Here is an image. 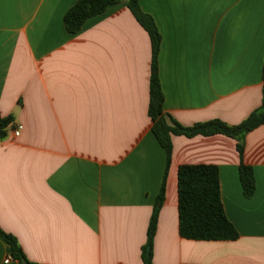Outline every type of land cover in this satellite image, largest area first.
Listing matches in <instances>:
<instances>
[{
	"label": "crops",
	"instance_id": "obj_1",
	"mask_svg": "<svg viewBox=\"0 0 264 264\" xmlns=\"http://www.w3.org/2000/svg\"><path fill=\"white\" fill-rule=\"evenodd\" d=\"M78 0H0V228L32 264H144L166 170L149 117L152 47L127 1L76 35ZM161 33L170 124L239 125L263 103L264 0H139ZM153 264H264V125L245 137L256 192L243 194L236 140L174 136ZM215 165L235 241L181 237L178 171ZM10 259L7 263L6 260ZM0 264H19L0 237Z\"/></svg>",
	"mask_w": 264,
	"mask_h": 264
},
{
	"label": "trees",
	"instance_id": "obj_2",
	"mask_svg": "<svg viewBox=\"0 0 264 264\" xmlns=\"http://www.w3.org/2000/svg\"><path fill=\"white\" fill-rule=\"evenodd\" d=\"M132 15L148 33L152 47V65L150 78V102L148 114L153 123L152 132L166 152L167 164L163 177L158 202L148 228V242L143 249L144 264H153L152 245L157 232L162 203L165 198L166 181L171 165L174 136L193 138L196 136L212 137L223 135L236 140L241 163L239 166L240 182L246 198H252L256 192L254 169L243 161L245 137L264 125V88L262 107L253 112L239 125H229L220 120L198 123L185 127L172 121L170 124L164 113L165 97L159 74V55L162 36L154 18L143 11L139 0H126ZM122 0H78L64 17L68 33L76 35L91 18L104 14L110 7ZM264 78V74H263ZM14 124L12 116L0 114V140L8 136L9 128ZM178 212L179 232L182 238L194 241H235L239 233L228 219L222 200L220 171L215 165H183L178 171ZM0 237L10 247L11 256L19 264H32L26 258L18 240L0 228ZM150 250L148 251V249Z\"/></svg>",
	"mask_w": 264,
	"mask_h": 264
},
{
	"label": "built area",
	"instance_id": "obj_3",
	"mask_svg": "<svg viewBox=\"0 0 264 264\" xmlns=\"http://www.w3.org/2000/svg\"><path fill=\"white\" fill-rule=\"evenodd\" d=\"M22 130H23V126L22 125H16V124H13L9 128V132H11L15 138H17V137H19L21 135ZM9 261H10V259L6 260L7 263Z\"/></svg>",
	"mask_w": 264,
	"mask_h": 264
},
{
	"label": "water",
	"instance_id": "obj_4",
	"mask_svg": "<svg viewBox=\"0 0 264 264\" xmlns=\"http://www.w3.org/2000/svg\"><path fill=\"white\" fill-rule=\"evenodd\" d=\"M150 250V248L148 249V251Z\"/></svg>",
	"mask_w": 264,
	"mask_h": 264
}]
</instances>
